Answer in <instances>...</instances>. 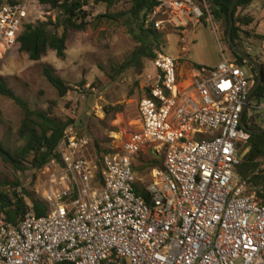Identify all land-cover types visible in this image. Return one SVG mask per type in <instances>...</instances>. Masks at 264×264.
<instances>
[{
    "label": "built area",
    "instance_id": "2783aa9c",
    "mask_svg": "<svg viewBox=\"0 0 264 264\" xmlns=\"http://www.w3.org/2000/svg\"><path fill=\"white\" fill-rule=\"evenodd\" d=\"M27 9L0 3V55L15 45ZM204 18L212 21L205 0H155L144 22L179 34L178 54L156 50L150 60L138 129L98 167L89 138L67 126L59 160L40 169L45 214L28 206L17 223L0 219V264H264V204L235 172L250 134L240 123L253 75L223 55L179 84L188 32ZM144 151L162 164L149 168L150 201L135 191Z\"/></svg>",
    "mask_w": 264,
    "mask_h": 264
},
{
    "label": "rangeland",
    "instance_id": "374dc122",
    "mask_svg": "<svg viewBox=\"0 0 264 264\" xmlns=\"http://www.w3.org/2000/svg\"><path fill=\"white\" fill-rule=\"evenodd\" d=\"M21 1L28 6L26 22L34 23L49 18L56 20L57 11L40 4L38 0ZM129 6L130 0H116L108 9L110 14L117 15L112 18L104 16L107 12L104 4L86 7V10H90L88 23L82 30L67 31L63 58L58 57L53 50H48L40 59L31 60L18 49L17 44L0 55V76L15 93L27 99L32 106L50 108L56 116L73 119L75 130L89 138L86 153L93 159L96 156V144L100 153L119 151L122 143L139 126L137 103L142 93L140 81L146 70L151 69V63L147 59L142 63L130 59L137 42L128 32L125 14H120L126 12ZM255 18L253 30L248 26L242 27L249 31V36L240 32L237 41L247 53L264 64V42L256 36V33L264 31V12H257ZM48 29L50 32L62 33L61 27L54 29L50 25ZM191 31L197 33L193 38L188 33V50L180 63H191L195 68L211 67L223 55L232 61L220 22H210L204 18L199 25L191 27ZM178 41L179 34L166 32L161 51L177 55ZM44 65L50 66L71 86L64 96H59L47 81L43 74ZM242 68L248 76L252 75L246 65ZM248 103L244 110L245 116L258 114V123H264L262 99L259 106L252 99H248ZM112 107L115 108L113 111L110 109ZM21 119L22 110L12 100L0 95V141L3 144L10 147L20 144L16 132ZM153 155L151 151H144L135 157V175L140 186L152 180L149 167H142V164ZM237 166L235 172L243 179L236 170ZM16 180L20 188L33 190L40 197L43 190L40 170L15 171L0 156V191L8 192L10 187L4 183Z\"/></svg>",
    "mask_w": 264,
    "mask_h": 264
},
{
    "label": "trees",
    "instance_id": "16d2710c",
    "mask_svg": "<svg viewBox=\"0 0 264 264\" xmlns=\"http://www.w3.org/2000/svg\"><path fill=\"white\" fill-rule=\"evenodd\" d=\"M4 1L15 2L21 0H0V3ZM38 1L40 4L57 11V16L55 21L49 18L43 21L38 20L34 23H23L15 44L31 60L40 59L48 50H53L58 57L63 58L65 56L67 31L69 29L82 30L85 28L90 16V10H86L89 5L104 4L107 10L106 14H104L105 17L112 18L117 16L108 12V9L116 0ZM231 1L205 0L212 20L221 23L223 38L226 42L229 22L228 10ZM251 2L252 0H237L233 9L234 26L232 38L234 43L242 50L244 49L237 39L240 32L246 37L249 36V31L242 27L249 26L252 18L246 15H239L237 11ZM154 4L155 0H130L129 9L124 13H120L122 15L125 14L128 32L137 42V46L130 54V59L140 63L144 59L150 61L154 57L155 51L161 50L164 46V33L146 25L144 22L146 13ZM50 25L54 29L61 27L62 33L58 34L57 31L50 32L48 29ZM229 50L232 61L240 67L246 65L252 72L253 83L256 82L258 78L256 69L234 53L230 46ZM260 64L262 69L261 84L249 97V100L257 101V105H259L264 92V64ZM43 74L47 81L56 89L59 96H64L71 89V86L60 78L50 66L44 65ZM0 95L12 100L22 110V119L16 132L17 140L20 144L10 147L0 141V156L2 160L15 171L20 172L29 169L39 171L48 161L52 159L59 160L56 147L63 136L64 129L69 125L74 127L73 119L56 116L51 112L50 108L41 109L30 105L27 99L15 93L2 76H0ZM110 109L113 111L115 108L112 107ZM258 118V114L253 113L246 117L243 113L242 122L250 129L260 128L264 123H258ZM95 152V161L100 167V159L104 153H100L97 144ZM239 156L240 163L237 166V172L246 180L249 190L256 191V202L264 204V131L261 133H250L248 141L239 148ZM161 165V159L153 155L143 161L142 167L152 168L161 167ZM4 184L10 187L8 192L0 191V214L5 221L17 223L28 206L32 208L36 215L45 214L47 211L46 203L39 196H36L33 190L21 188V192L18 193L15 190L16 187L20 186L18 180ZM135 191L147 201H150L144 186L136 184ZM57 264L73 263L60 262Z\"/></svg>",
    "mask_w": 264,
    "mask_h": 264
},
{
    "label": "crops",
    "instance_id": "0c3cea01",
    "mask_svg": "<svg viewBox=\"0 0 264 264\" xmlns=\"http://www.w3.org/2000/svg\"><path fill=\"white\" fill-rule=\"evenodd\" d=\"M259 11L262 12V13L264 12V0H252V2L249 5H247L244 8H239L237 12L240 15H246V16H249L250 18H252V22L250 23L248 28H252V30H253L254 29L253 27H254L255 22H256L255 16H256L257 12H259ZM188 33H189V36H191V38H193V36L197 32L196 31H191V32H188ZM263 34H264V31H260L259 33H256V36L261 38L262 42H264ZM254 35H255V33H254ZM218 40H219V38H218ZM219 61L220 60L215 61L211 65V67L216 66ZM196 68L191 63H186V62H181L180 63V65L178 67V70H177V75H178V79H179V84L182 87H186L187 85L190 84L191 79H192V75H193V73H194Z\"/></svg>",
    "mask_w": 264,
    "mask_h": 264
},
{
    "label": "water",
    "instance_id": "95a60500",
    "mask_svg": "<svg viewBox=\"0 0 264 264\" xmlns=\"http://www.w3.org/2000/svg\"><path fill=\"white\" fill-rule=\"evenodd\" d=\"M236 1L237 0H232L230 5H229V10H228L229 22H228L226 38H227V42H228L231 50L234 53H236L238 56L243 58L244 61L248 62L251 66H253L256 69L257 73H258V78H257L256 82H254L252 84V86L250 87V89H249L248 96H247V100H248L249 97L251 96V94L255 91V89L261 84V72H262V69H261V64L255 58H253L246 51H244L241 48H239L233 41V38H232V29H233V26H234L233 9H234ZM246 104H247V102H246ZM240 125H241L242 128L247 130L249 133H261V132L264 131V125L261 126L260 128H256V129L248 128L242 121H241Z\"/></svg>",
    "mask_w": 264,
    "mask_h": 264
}]
</instances>
